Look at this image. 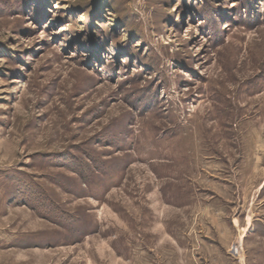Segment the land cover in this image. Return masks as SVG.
<instances>
[{"label": "rangeland", "instance_id": "374dc122", "mask_svg": "<svg viewBox=\"0 0 264 264\" xmlns=\"http://www.w3.org/2000/svg\"><path fill=\"white\" fill-rule=\"evenodd\" d=\"M0 264H264V0H0Z\"/></svg>", "mask_w": 264, "mask_h": 264}, {"label": "built area", "instance_id": "2783aa9c", "mask_svg": "<svg viewBox=\"0 0 264 264\" xmlns=\"http://www.w3.org/2000/svg\"><path fill=\"white\" fill-rule=\"evenodd\" d=\"M232 250L234 251L235 254H238V249L237 248H233Z\"/></svg>", "mask_w": 264, "mask_h": 264}]
</instances>
